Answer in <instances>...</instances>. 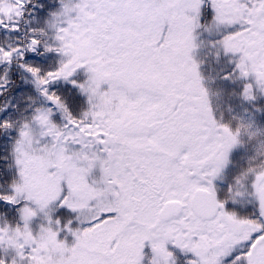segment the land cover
Masks as SVG:
<instances>
[{
  "label": "snow or ice",
  "instance_id": "obj_1",
  "mask_svg": "<svg viewBox=\"0 0 264 264\" xmlns=\"http://www.w3.org/2000/svg\"><path fill=\"white\" fill-rule=\"evenodd\" d=\"M0 264H264V0H0Z\"/></svg>",
  "mask_w": 264,
  "mask_h": 264
}]
</instances>
